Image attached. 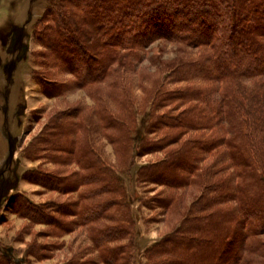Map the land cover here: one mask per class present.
I'll list each match as a JSON object with an SVG mask.
<instances>
[{"label": "rangeland", "instance_id": "1", "mask_svg": "<svg viewBox=\"0 0 264 264\" xmlns=\"http://www.w3.org/2000/svg\"><path fill=\"white\" fill-rule=\"evenodd\" d=\"M59 1L0 0V264H149L148 250L191 216L226 169L219 154L205 156L183 189L139 173L209 135L175 136L179 144L139 154L143 141L164 137L149 131L153 116L201 106L189 96L195 90L218 91L191 71L210 50L157 40L132 56L119 50L98 73L93 60L102 58L91 51L88 69L73 61L79 79L38 41Z\"/></svg>", "mask_w": 264, "mask_h": 264}, {"label": "trees", "instance_id": "2", "mask_svg": "<svg viewBox=\"0 0 264 264\" xmlns=\"http://www.w3.org/2000/svg\"><path fill=\"white\" fill-rule=\"evenodd\" d=\"M48 14L51 24L38 41L57 66L73 67L76 59L83 63L79 69H88L85 58L92 51L102 58L93 60L98 73L119 50L132 56L157 40L210 50L191 71L218 91L195 90L189 96L201 106L153 116L149 131L164 137L143 141L139 154L179 144L172 142L175 136L209 135L186 140L139 173L148 184L183 189L199 178L205 156L219 154L226 169L191 216L148 250V263L244 264L253 256L250 264H264V245L257 240L264 236V0H61ZM79 69L70 72L81 79ZM246 82L254 83L251 91ZM204 172L214 176L209 168Z\"/></svg>", "mask_w": 264, "mask_h": 264}]
</instances>
